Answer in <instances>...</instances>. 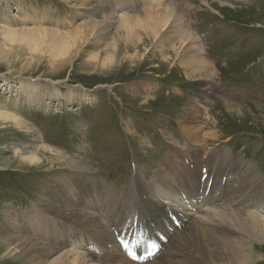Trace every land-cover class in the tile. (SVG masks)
Returning a JSON list of instances; mask_svg holds the SVG:
<instances>
[{"label":"rangeland","instance_id":"1","mask_svg":"<svg viewBox=\"0 0 264 264\" xmlns=\"http://www.w3.org/2000/svg\"><path fill=\"white\" fill-rule=\"evenodd\" d=\"M170 1L184 6L189 29L204 46L203 60L211 65L212 71H193L186 57L188 45L179 42L176 31L153 33L142 43V48L138 42L124 48L121 41L124 43L125 38L117 35L119 23H115L106 31L91 30L83 42L75 47L70 43L65 48V41L60 43L56 36L32 30H57L66 34L81 25L110 21L114 13L141 15L155 4L150 0H0V110L24 122L35 135L22 134L16 126L0 123V233L23 236L24 225L34 220L33 216H42L38 207L48 197L43 192L48 185L55 187L54 179L59 176L70 181L94 178L109 190L107 194L112 198H122L125 191L130 196L128 192L135 191L138 174L145 176L139 180L152 183L160 160L175 142L185 146L178 148L182 152L195 149L180 128L185 111L199 105L198 120L202 123V134L209 140L206 156L211 158L227 150L228 160L250 163L264 176V0ZM205 2L212 4L215 11ZM128 3L134 4L129 7ZM116 4L117 11H113ZM221 6L242 10L237 12L241 15L226 13ZM8 28L18 32H7ZM134 33L138 35L134 38L143 39L145 30ZM161 52L166 53L165 57ZM191 72L193 75L189 76ZM35 88L39 93L31 96L30 91ZM82 90L91 91L89 95L94 98L91 103L81 101ZM146 98L157 102L140 100ZM207 100L211 101L208 106L204 103ZM141 103L143 108L139 106ZM239 108L241 115L235 112ZM29 143L48 145L71 156L80 155L91 161L94 169L84 174H65L57 167L50 169L48 163L35 168L15 164V149ZM228 160L216 166V174L226 172ZM209 189L212 191V185L197 197L190 196L191 200L196 202L205 195L204 203H209L205 194ZM262 189L264 193V186ZM52 203L55 204L54 200ZM156 203L171 214L169 205ZM193 209L190 217H185L188 222L182 231L189 227L193 237L195 233L204 238L203 244L212 240L264 260V241L229 229L216 221L215 215L212 217L216 223L207 221L210 218L202 216L206 209ZM181 216L178 214L180 220ZM100 219L105 224L108 221L104 217ZM115 229L110 227L112 232ZM35 230L26 236L50 245L57 242L48 239L53 234ZM182 231L170 241L160 233L157 258L145 264L161 258ZM158 233L159 230L155 235ZM77 236L76 243L83 240L89 248L72 245L74 248L66 247L64 251L102 257L113 252L115 243L126 240H119L118 234L115 242L101 248L98 238L80 233ZM183 239L187 243L192 238L186 234ZM175 246L170 257L163 260L173 264L172 258L176 264H210L187 249L184 253L179 248L175 254L178 249ZM256 263L264 264V261ZM0 264L19 262L0 250Z\"/></svg>","mask_w":264,"mask_h":264},{"label":"bare ground","instance_id":"2","mask_svg":"<svg viewBox=\"0 0 264 264\" xmlns=\"http://www.w3.org/2000/svg\"><path fill=\"white\" fill-rule=\"evenodd\" d=\"M141 1L145 2L147 0ZM150 1L155 4L147 10H144L141 15H132L130 12L120 16L114 13V16L109 17L110 21L105 20L103 23L95 22L85 24L84 26L81 25L66 34L58 32L57 30H54V32L39 28L32 30L43 32L45 35L52 34L56 36L60 39V43L65 41L66 46L65 43H63V47L65 48H68L67 44L72 43L74 46L77 45V43L83 42L91 30L95 31V29L100 28L102 31H106L113 28V24L115 23L116 25L119 23L117 25V35L125 38L124 43L122 42L123 40L121 41L123 44L121 47L124 48L134 42H138L137 44L142 48V43L149 39L153 33L157 35L159 31H176V38L180 40L179 42H184L188 45L186 57L193 71H212L211 65L205 63L203 60V55H205L204 46L202 47L201 42L189 29L188 20L184 15V6L182 4L173 3L170 0ZM133 4L134 3H128L126 6L131 7ZM206 5L209 9L211 8V10L213 9V11H215L212 4L208 3ZM227 7L228 6H221L225 12L228 11L226 13H237L242 11ZM112 9L113 11H117V4L113 6ZM216 14L219 16L220 13ZM237 14L241 15L240 13ZM5 30L11 33L18 32V29L14 30L8 28ZM142 30H145L144 38H134L138 36L134 32L141 34ZM33 39L35 40V38ZM161 54L163 55L166 53L161 52ZM163 57H165V55H163ZM190 75H193V72H191L189 76ZM136 88L137 87L134 89ZM38 91L37 88L32 89L30 95L33 96L38 94ZM82 92L84 93L81 97L82 102L89 104L94 100V98H92L93 96L91 97V95H89L91 91L82 90ZM131 100L138 101V99ZM140 100L150 104L157 102V99L153 100L149 98ZM204 103L208 106V103L210 104L211 101L207 100ZM139 106L143 108L142 103L139 104ZM199 106L185 111L181 117L183 121L181 125L182 129L180 128V130L186 135L191 144L195 146V149L193 152L189 149L182 152L178 150V148H184L185 146L179 141L175 142V145L171 147L166 157L160 160V166L154 172V180L152 183L147 184L144 183L143 180H139L140 177L145 178V176L143 174H138L134 180L135 191L132 193L128 192L130 196H126L125 191L122 193V198L117 196L112 198L107 194L109 190H106L102 183L95 182L94 178H75L70 181L65 178L60 179L61 176H59L57 179H54L56 186L48 185L46 192H43L45 194L47 193L48 197L38 207V211L42 216L38 217L35 215L33 216L34 220H31L28 225H24V230H22L23 236L1 232L0 250L11 255L12 259L17 263L19 262V264H133L135 262L129 258L131 250L137 247L139 252L138 255L140 256L142 253L141 245L145 233H149V236L154 237L156 247L153 255L146 262L141 263L145 264L156 257L155 255L159 250L157 240L161 239V234L165 236L168 241L173 239L179 231H182L183 225L187 224L188 220L185 217H190L192 214L191 212L194 210L193 207L196 209L202 208L201 210L206 209L202 216L204 217V215H206L205 217H209L210 219H207V221L215 222L214 219L216 221H221L227 225L229 229L231 228L241 232L243 235H249V237L251 236L264 241V217L260 216L264 214V193L262 191L264 176H262L255 169V166L250 163L247 165V163L245 164L242 161L238 162L237 159L228 160L229 153L227 150H223V152L211 158L206 156L208 151L206 148V141L209 140L206 139L207 135L202 134V123L198 120V111H200ZM216 106H220L218 102ZM235 112L241 115L242 108L236 109ZM0 123L4 126L11 124L12 127L16 126V129L22 134L35 136L34 130L24 122L1 110ZM14 154L16 156L15 164L23 165L24 167L35 168L36 166H42L44 163H48V165L51 166L50 169L57 167L60 169L61 173L65 174L68 172L84 174L94 169L91 161L81 157L79 154V156H71L67 153L51 149L48 145L42 146V144L37 145L29 143L28 145L15 149ZM214 157H216V159ZM223 160H228V165L223 164L226 165V172L224 171V173L219 172L220 174H216V166L220 162L222 163ZM54 180H52V182ZM210 185H212V191L209 189L205 192V194L209 196L207 199L209 203H204L205 195L202 197L200 195L201 198H198L196 202L195 200H191L190 196L197 197L199 193L205 191ZM180 188H184L187 193ZM51 196H54V199H50ZM52 200H54L55 204L52 203ZM158 201L162 202L164 205H169L168 207L171 209V214H169L168 210L166 211L164 208L160 207L156 203ZM252 205L255 206V209H251ZM88 209L97 210V212L92 214L86 211ZM178 214L179 217L180 214L183 215L181 216V220L176 218ZM212 215H215L214 219ZM202 216H198V218L201 219ZM99 217L108 219L106 224L101 221ZM203 217L202 219H204ZM207 221L205 220V222ZM176 222L180 223V230L174 225ZM196 222L197 221H195L194 224H196ZM203 222L201 224H203ZM167 225L171 227L172 232L168 229ZM112 226L117 228L115 232L110 230ZM34 228L36 229L35 231L44 234H53L50 235L48 239L57 242L50 245L45 241L42 242L27 237L26 234H31ZM157 230H159L158 236L155 235ZM78 233L87 234L90 238H98L97 240H99L101 248H105L107 244L115 242V238L118 239V234L121 235L119 240H126L120 241L118 246L117 243H115V248L112 247L114 249L113 252L111 254L107 252L102 257H95L87 252L64 251L66 247L74 248L72 245L83 249L89 248L88 245L83 243V240H81L82 243H76V241L79 240L77 236ZM186 234H190V238H192L187 243L186 241L183 242V238ZM194 236L195 237L189 233V227L182 231L174 240L175 244L172 246L169 245L163 256L157 259L153 264H173L163 259L167 256L170 257V251L174 249L173 247L175 245L178 246V249L175 250V254L179 248H181L180 251H184V253L187 249L190 254H194L198 259L210 264H257L256 261H264L259 256H255L254 258L253 255L249 256L240 251L238 252L212 240H208V244H203L202 240L204 238L200 239L195 233ZM127 251L128 254H126ZM111 256L112 259L108 258ZM108 260L111 261L108 263ZM171 261L176 264L173 258Z\"/></svg>","mask_w":264,"mask_h":264}]
</instances>
